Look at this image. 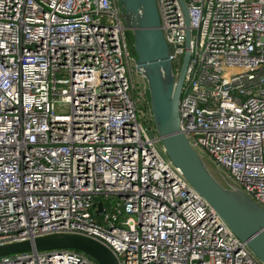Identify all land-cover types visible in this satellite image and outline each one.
<instances>
[{"label":"built area","instance_id":"1","mask_svg":"<svg viewBox=\"0 0 264 264\" xmlns=\"http://www.w3.org/2000/svg\"><path fill=\"white\" fill-rule=\"evenodd\" d=\"M156 5L175 72L189 51L181 129L264 208V0ZM127 31L120 0H0V243L76 232L119 264H263L139 120ZM0 264L98 263L63 248Z\"/></svg>","mask_w":264,"mask_h":264},{"label":"water","instance_id":"2","mask_svg":"<svg viewBox=\"0 0 264 264\" xmlns=\"http://www.w3.org/2000/svg\"><path fill=\"white\" fill-rule=\"evenodd\" d=\"M125 25L132 34L135 70L146 83L152 120L168 158L186 180L222 217L237 237L245 240L264 264V208L228 176L212 171L181 129L178 111L189 51L183 54L178 72L169 58L156 0H120ZM186 24L188 17L186 15ZM189 28L186 29V45ZM102 209L97 202L96 212ZM71 248L84 252L98 264H119L103 242L76 232H50L0 243V256L22 251Z\"/></svg>","mask_w":264,"mask_h":264},{"label":"rangeland","instance_id":"3","mask_svg":"<svg viewBox=\"0 0 264 264\" xmlns=\"http://www.w3.org/2000/svg\"><path fill=\"white\" fill-rule=\"evenodd\" d=\"M126 36H127L129 48H130L131 52L135 55L134 47H133V44H132V34H131L130 30L127 31V35ZM176 72H177V68H176ZM134 76H135L136 80L139 82V84L145 83L143 78L136 71L134 72ZM136 107L137 108H144L145 106H144V104L141 101H136ZM139 120L142 122V124L145 127V129H146L147 133L149 134V136L154 137L155 134H156V131H155V128H154L153 120L152 121H148L146 114H141L140 111H139ZM155 145H156L158 151L160 152V154L165 159L169 160V158H168L166 152L164 151L163 146L160 143V141L155 142ZM202 157L207 162L209 167L213 168L216 171L221 169L220 167H219L220 169L217 168L218 166L215 165V163L213 162V160L211 159V157L207 153L202 152Z\"/></svg>","mask_w":264,"mask_h":264},{"label":"trees","instance_id":"4","mask_svg":"<svg viewBox=\"0 0 264 264\" xmlns=\"http://www.w3.org/2000/svg\"><path fill=\"white\" fill-rule=\"evenodd\" d=\"M96 201H101L104 203V205L106 204V202L108 201V199L104 196V195H97L96 197Z\"/></svg>","mask_w":264,"mask_h":264},{"label":"flooded vegetation","instance_id":"5","mask_svg":"<svg viewBox=\"0 0 264 264\" xmlns=\"http://www.w3.org/2000/svg\"><path fill=\"white\" fill-rule=\"evenodd\" d=\"M211 168V167H210ZM212 171L216 174V176H218V171L214 170L213 168H211Z\"/></svg>","mask_w":264,"mask_h":264}]
</instances>
